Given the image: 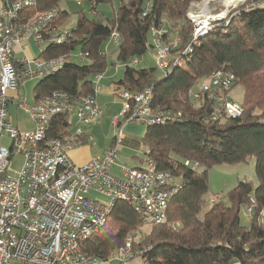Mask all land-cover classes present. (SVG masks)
Masks as SVG:
<instances>
[{"label": "trees", "instance_id": "16d2710c", "mask_svg": "<svg viewBox=\"0 0 264 264\" xmlns=\"http://www.w3.org/2000/svg\"><path fill=\"white\" fill-rule=\"evenodd\" d=\"M60 1L35 0L33 7L21 11L18 20L24 22L36 13L57 8L52 25L60 27L69 18V13L60 9ZM81 1L93 17L80 10L70 29L73 37L62 44L47 43L40 57L81 53L86 54L87 63L69 61L53 75L38 80L34 101L54 91L74 98L92 94V78L107 67L104 45L116 31L117 60L124 70L122 78L113 83L115 89L137 93L151 87L154 109L182 115L171 122L146 126L141 138L145 155L157 169L170 172L180 183L170 197L164 223L150 226L141 236L145 226L141 217L129 203L117 201L105 226L85 240L82 249L106 261L131 239L133 251L145 249L137 256L146 264H231L233 260L264 264V222L260 216L264 210V0H247L230 12L228 24L215 26L193 43V26L186 17L193 0H116L111 19L94 13L99 5L112 0ZM165 19L172 22V28L178 27L181 39L179 47L171 49V60L181 58L183 62L178 60L165 75L154 77L155 69H138L130 63L148 51L150 29L163 26ZM189 42L191 51L178 55ZM216 70L231 73L233 87L242 88L243 111L237 118L210 120L212 102L205 97L195 102L189 97V91ZM68 126L67 116L54 117L51 135L63 134ZM112 140L111 145L114 137ZM79 142L85 144L86 137H79ZM252 158L257 184L239 180L209 205L208 171L219 165L245 164ZM192 165L197 168L193 170ZM252 201L255 208L244 226L241 213Z\"/></svg>", "mask_w": 264, "mask_h": 264}, {"label": "built area", "instance_id": "2783aa9c", "mask_svg": "<svg viewBox=\"0 0 264 264\" xmlns=\"http://www.w3.org/2000/svg\"><path fill=\"white\" fill-rule=\"evenodd\" d=\"M74 1L81 6V0ZM197 1V0H196ZM191 2L186 13L193 26L191 43L205 36L215 26L229 23V14L246 0L235 5L224 3L223 11L212 13L210 4L217 0ZM35 5V0H0V137L6 134L11 140L8 148L0 145V264H105L123 263L143 250L132 251V240L114 250L106 261L87 254L82 243L98 233L106 224L109 213L117 201L129 203L145 225H159L166 219L170 197L179 189V181L170 173L159 171L156 164L146 156L140 168L121 167L120 177L111 170L117 161L126 123L137 122L146 126L179 119L180 112L160 111L152 107V89L141 92L125 90L118 92L121 99L120 117L111 125L116 129L114 144L104 153L93 157L83 165H75L67 151L80 145L79 137L85 136L83 126L94 124L100 116L95 95L100 90V75L93 82V93L77 98L64 92L54 91L38 100L27 102L20 98L19 88L27 81L41 80L53 75L63 66L86 54L65 55L52 59L40 57L47 43L62 44L73 35L70 29L52 25L58 9L36 13L27 21L18 20L25 8ZM148 8L145 9L146 14ZM162 26L151 28L148 45L156 68L165 75L179 58L171 60V49L178 48L181 39L168 44ZM109 40L119 42V35L112 32ZM25 41L41 47L37 57L16 56L15 48ZM189 42L178 55L191 51ZM39 47V48H40ZM137 64V59L132 61ZM235 83L234 76L225 70L214 71L208 80L200 83L199 90L189 91V97L198 102L202 97L212 102L210 120L223 116L237 118L242 114L240 103L226 99ZM12 106L29 117L34 128L20 131L9 113ZM68 117L69 126L59 136L51 135L52 120L56 116ZM86 140L92 141V137ZM20 155L22 165L15 176H9L12 158ZM189 163L185 162L187 166ZM193 170L197 165H192ZM92 194L108 202L102 203ZM91 195V197H90ZM220 196L213 194L208 203L212 205ZM255 205L252 202L243 210L250 219ZM264 220V210L260 211ZM141 236L143 232L140 233ZM146 264V262H145Z\"/></svg>", "mask_w": 264, "mask_h": 264}, {"label": "rangeland", "instance_id": "374dc122", "mask_svg": "<svg viewBox=\"0 0 264 264\" xmlns=\"http://www.w3.org/2000/svg\"><path fill=\"white\" fill-rule=\"evenodd\" d=\"M247 1V0H246ZM245 1V2H246ZM193 2V1H192ZM201 2L199 0H194V3ZM244 2V3H245ZM112 4V5H111ZM111 4L99 5L97 7V12L99 16H102L105 19H111L112 17V6H116V0H112ZM191 4V3H190ZM204 2L199 3V8H202ZM224 3L221 0L215 1L214 4H210V9L215 8L212 13H219L223 11ZM190 6V5H189ZM59 7L62 10H65L69 13V18L66 20L64 25L60 26V29H71L76 24V14L80 10H84L85 14L88 17H93L89 12L87 5L78 6L74 1L70 0H61L59 3ZM189 9V8H188ZM188 11V10H187ZM166 20V19H165ZM172 22L165 21L162 26V30L166 31V40L168 44H172L176 42L180 38L179 30L177 28H172ZM59 28V27H58ZM193 32V31H192ZM118 44L119 42H115L109 40L104 45V51L106 53V61L107 67L104 71V82L102 83V94L100 93L97 98V104L101 108L100 116L96 122V124H90L87 126H83L85 132L91 135L93 141L84 144L81 147H88L91 151L92 157H96L102 153H104L112 144V139L116 134V129H114L111 125L112 119L118 117L120 121L122 118L120 117L122 102L121 99L117 95L107 96V91H110L107 87L108 85H113V83L117 82L122 78L124 65L121 64L117 60L118 54ZM147 44H151L150 35H147ZM40 47V46H39ZM32 46L30 47V52L33 57H37L40 53L41 47ZM73 61L79 63H87V60L79 61L77 58H73ZM183 60L180 58L178 63L182 64ZM131 66L138 69H155L154 77H160L161 73L156 68L155 61L152 58V54L150 49L141 57L138 58V63L133 64L130 63ZM37 80L27 81L25 86L19 88V96L20 98H25L27 102H31L34 95V87L37 84ZM200 83L196 84L193 87L194 91L199 90ZM121 91V90H119ZM105 92V93H104ZM118 94V93H117ZM226 99L231 102L241 103L242 101V88L240 86H235L232 88L230 92H228ZM9 113L12 116L14 124L20 131H31L34 128L33 122L29 119L28 116L16 111L14 107H9ZM123 134L129 136H135L138 138V145L129 149L125 147L124 149L117 150V161L114 163L112 167V174L120 177L121 167L132 168L142 167L143 161L146 159V147L141 143V138L143 137L144 131L146 129V125L131 122L126 123L122 126ZM87 134V133H86ZM11 144V140L6 134H2L0 137V145L8 148ZM87 145V146H86ZM137 157V158H134ZM142 159V160H141ZM142 161V162H140ZM23 159L20 155H17L12 158L11 161V171H8L9 176H15V173L19 171L22 165ZM254 159H249L245 164H233V165H219L215 166L208 171V185H209V196L212 194L225 195L226 192L231 190L239 180H248L251 181L254 185L257 184L255 170H254ZM92 198H97L100 202L106 203L108 200L92 194ZM91 197V195H90ZM207 208V207H206ZM204 209L203 211H205ZM264 222V220H263ZM241 224L244 226H248V221L245 220L243 214L241 213ZM150 226L145 225L143 227V235L148 232ZM133 251V250H132ZM134 252V251H133ZM105 264H145V260L140 256H136L130 260H127L123 263L118 262H106ZM231 264H238L236 260H233Z\"/></svg>", "mask_w": 264, "mask_h": 264}, {"label": "crops", "instance_id": "0c3cea01", "mask_svg": "<svg viewBox=\"0 0 264 264\" xmlns=\"http://www.w3.org/2000/svg\"><path fill=\"white\" fill-rule=\"evenodd\" d=\"M96 14L97 16H99V13H94ZM163 22H165V20H163ZM109 41V40H108ZM32 46H36L34 43H32L31 41H25L23 42L20 46H17L15 48V53H16V56H19V57H27L29 59H32V58H35L32 56L31 52H30V47ZM37 47V46H36ZM75 62V61H74ZM137 63H138V60H137ZM100 75V81H99V84H100V90L99 92L95 95V99H96V102H97V98H98V95L101 93L102 94V83L104 82V73L102 74H99ZM95 79H96V76H94L92 78V83L95 82ZM110 91H107V96H113V95H117L118 96V92L119 90H116L115 89V86L114 84L113 85H108L107 87ZM105 93V92H104ZM119 97V96H118ZM34 99L32 98L31 102L33 101ZM12 107V106H11ZM100 108V107H99ZM101 109V108H100ZM18 111V110H16ZM21 113V112H20ZM96 124V123H95ZM84 129V128H83ZM85 130V129H84ZM85 133V137H91L90 134H88V132L84 131ZM87 133V134H86ZM93 139V138H92ZM141 140V139H140ZM93 141V140H92ZM113 141V140H112ZM91 141H88L86 140V143H89ZM138 144V138H136L135 136H129V135H122V139L120 141V147L119 149H124L125 147L129 148V149H133L137 146ZM82 146L84 144H81ZM81 145L77 146V147H74L70 150L67 151V155L69 157V159L75 164V165H83L85 163H87L89 160H91L93 157L91 155V151L88 147H81ZM87 146V145H86ZM134 158H137L134 156ZM142 160V159H141ZM142 162V161H140ZM132 168H140V167H132ZM243 214V217L245 218L246 221H248L249 223V219L245 216L244 214V211L242 212Z\"/></svg>", "mask_w": 264, "mask_h": 264}, {"label": "bare ground", "instance_id": "6f19581e", "mask_svg": "<svg viewBox=\"0 0 264 264\" xmlns=\"http://www.w3.org/2000/svg\"><path fill=\"white\" fill-rule=\"evenodd\" d=\"M223 1H224V3H226L227 6L229 7V6H232V5L237 4L238 2H240V1H242V0H223Z\"/></svg>", "mask_w": 264, "mask_h": 264}]
</instances>
